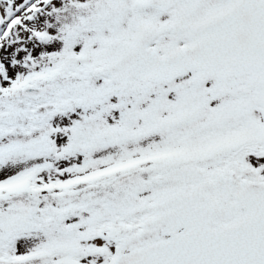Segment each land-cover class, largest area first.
I'll return each mask as SVG.
<instances>
[{
  "label": "snow or ice",
  "instance_id": "obj_1",
  "mask_svg": "<svg viewBox=\"0 0 264 264\" xmlns=\"http://www.w3.org/2000/svg\"><path fill=\"white\" fill-rule=\"evenodd\" d=\"M0 264H264V0H0Z\"/></svg>",
  "mask_w": 264,
  "mask_h": 264
}]
</instances>
